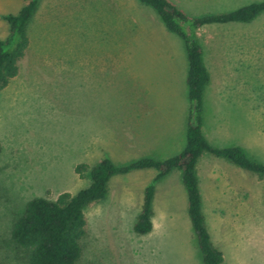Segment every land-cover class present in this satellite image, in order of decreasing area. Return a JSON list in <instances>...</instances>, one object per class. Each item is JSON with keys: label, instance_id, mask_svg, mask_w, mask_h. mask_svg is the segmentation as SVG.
<instances>
[{"label": "rangeland", "instance_id": "rangeland-1", "mask_svg": "<svg viewBox=\"0 0 264 264\" xmlns=\"http://www.w3.org/2000/svg\"><path fill=\"white\" fill-rule=\"evenodd\" d=\"M28 1L0 0V39L9 33L2 17ZM130 1L141 22L128 47L101 39L100 0L39 3L18 75L0 91V264H28L11 230L31 199L76 194L105 158L126 165L167 159L185 147L184 43L151 9ZM171 1L199 14L262 0ZM199 37L210 74L204 134L215 146L238 145L264 163V14L203 28ZM80 164L87 166L83 175ZM197 175L223 264H264V178L208 154ZM156 176L149 169L110 179L106 198L85 209L77 264H203L179 170L155 182L152 231L134 233L144 189Z\"/></svg>", "mask_w": 264, "mask_h": 264}, {"label": "trees", "instance_id": "trees-1", "mask_svg": "<svg viewBox=\"0 0 264 264\" xmlns=\"http://www.w3.org/2000/svg\"><path fill=\"white\" fill-rule=\"evenodd\" d=\"M41 0H29L16 14L2 18L9 27L5 39H0V91L18 75L19 61L30 46L29 26ZM151 9L166 31L178 37L185 46L187 73L186 87L189 102L186 144L177 155L167 159L141 157L126 165H116L103 159L88 173L90 184L72 195L63 193L55 200L31 199L23 213L13 223L11 239L24 253L28 264H77L82 255L81 242L85 236V209L102 201L108 193V183L116 174L137 170H155V180L143 192L141 211L133 226L137 235L152 231V202L155 182L174 170L181 172V182L187 193L188 216L193 228L203 264H223L222 253L214 247L202 210V195L197 175L200 159L208 154L223 159L244 171L264 178V163L253 159L238 145L218 147L203 132L206 119L205 95L210 74L205 63L199 31L214 25L247 24L264 14V0L253 1L227 11L188 13L171 0H136ZM99 3V0H93ZM109 4H112L109 5ZM130 0H100L97 27L102 40L118 45L130 44L140 32V20ZM105 10H109L108 13ZM137 14V15H136ZM76 172L83 175L87 166L80 164Z\"/></svg>", "mask_w": 264, "mask_h": 264}]
</instances>
